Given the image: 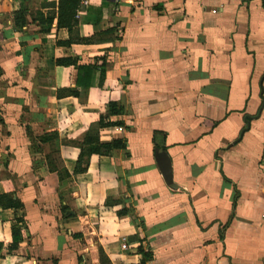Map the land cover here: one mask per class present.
I'll return each instance as SVG.
<instances>
[{"label":"crops","instance_id":"1","mask_svg":"<svg viewBox=\"0 0 264 264\" xmlns=\"http://www.w3.org/2000/svg\"><path fill=\"white\" fill-rule=\"evenodd\" d=\"M59 2L0 0V264H264V0Z\"/></svg>","mask_w":264,"mask_h":264},{"label":"trees","instance_id":"2","mask_svg":"<svg viewBox=\"0 0 264 264\" xmlns=\"http://www.w3.org/2000/svg\"><path fill=\"white\" fill-rule=\"evenodd\" d=\"M82 0H60L59 2V16H58V26L64 27L69 30H72L74 27L77 26L76 16L77 12L80 8ZM48 23L53 22L52 19H48ZM113 31H109L107 34H111ZM57 65L60 67H77V61L75 59H61L57 61ZM93 70H95V67H87V66H79L78 67V77H77V84L81 86L83 83V80L87 78V81L90 80ZM97 70V69H96ZM101 72V75L104 76L105 74V67L104 64L98 69ZM88 85V84H87ZM72 96H79L77 93L73 92L71 90ZM116 104L111 103L110 104V113L117 114L118 111L114 110ZM101 126H104V123L101 122ZM166 140V133L163 132H155L153 141L156 145H165ZM107 151H112L116 149H123L125 150L127 148L126 143L124 141L120 140H114L110 144L104 146ZM80 163L82 162V158L79 160ZM80 165V164H79ZM127 212H130L128 209H125L122 211L121 214ZM143 240L140 241V247H139V255L141 256V263L146 264L147 262L152 260V254L149 250H146L143 246Z\"/></svg>","mask_w":264,"mask_h":264},{"label":"built area","instance_id":"3","mask_svg":"<svg viewBox=\"0 0 264 264\" xmlns=\"http://www.w3.org/2000/svg\"><path fill=\"white\" fill-rule=\"evenodd\" d=\"M83 4L86 5L87 2L84 1ZM127 248H128V247H127L126 243H124V244L122 245V249L126 250Z\"/></svg>","mask_w":264,"mask_h":264}]
</instances>
